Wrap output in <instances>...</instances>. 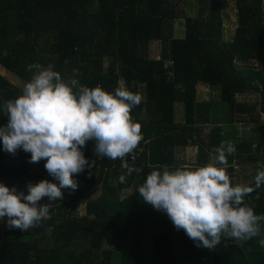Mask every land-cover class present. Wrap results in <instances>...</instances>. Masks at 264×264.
Instances as JSON below:
<instances>
[{
	"label": "trees",
	"instance_id": "16d2710c",
	"mask_svg": "<svg viewBox=\"0 0 264 264\" xmlns=\"http://www.w3.org/2000/svg\"><path fill=\"white\" fill-rule=\"evenodd\" d=\"M234 1L237 27L227 41L223 0H209L204 17H186V0H0V68L27 82L49 66L65 82L77 70L80 85L112 94L123 81L125 89L142 97L131 119L141 126L137 147L144 148L138 171L128 173L120 168L121 158L96 156L95 141L86 142L82 151L92 167L73 174L77 189H62L63 200L38 202L50 204L49 218L24 231L9 228L6 217L0 220V264H264V248L258 244L264 239V220L260 234L242 246L222 237L210 250L197 247L138 192L153 170L213 164L214 149L222 143L236 147L225 169L232 186L240 185L236 167H264V125L259 124L264 115V0ZM176 21L184 29L182 37L175 35L160 58L149 57L150 44L167 42L168 27ZM30 64L41 69L28 70ZM198 83L218 93L228 116V124L215 126L207 138L198 125L208 123L214 102H197ZM22 90L0 75V105ZM177 104L182 105L181 123ZM7 122L0 112V127ZM237 124L254 131L240 137L231 131ZM187 147L196 148L190 166L177 158ZM30 155L22 149L5 152L0 140V183L25 195L29 183L47 179L58 184L42 171L46 161L29 163ZM246 186L254 191L244 203L264 215V184ZM83 199L81 214L77 206Z\"/></svg>",
	"mask_w": 264,
	"mask_h": 264
},
{
	"label": "clouds",
	"instance_id": "9594fccd",
	"mask_svg": "<svg viewBox=\"0 0 264 264\" xmlns=\"http://www.w3.org/2000/svg\"><path fill=\"white\" fill-rule=\"evenodd\" d=\"M33 68L41 66L28 65V70ZM77 75L73 70V78L65 82L49 66L33 75L22 95L0 105V112L8 117L7 124L0 127L3 150L15 154L22 149L31 154L29 163L46 161L48 174L59 182L29 183L27 195L0 183V220L6 217L9 228L24 231L39 227L50 217V204L38 202L44 197L63 200L62 189H77L73 174L92 167L82 151L86 142L95 141L96 156L115 160L131 153L142 139L141 126L131 119V109L142 100L139 94L120 87L114 94L99 86L88 88L79 84ZM252 148L254 151L256 145ZM214 151L213 164L174 171L164 166L162 171L148 174L138 188L145 204L166 213L174 227L183 229L197 247L210 250L222 237L242 246L260 234L259 221L264 220V215L254 214L244 203L254 188L232 186L225 171L227 155H235L236 147L222 143ZM124 180L121 176L120 181ZM262 184L264 170H258L255 186ZM258 244L264 248V239Z\"/></svg>",
	"mask_w": 264,
	"mask_h": 264
},
{
	"label": "rangeland",
	"instance_id": "374dc122",
	"mask_svg": "<svg viewBox=\"0 0 264 264\" xmlns=\"http://www.w3.org/2000/svg\"><path fill=\"white\" fill-rule=\"evenodd\" d=\"M208 6H209V0H186V4L183 6L185 10L186 17H204L208 13ZM223 12H224V38L227 41L232 40L233 33L237 27L236 23V2L234 0H223ZM263 8H264V2H263ZM171 27H168V34L166 35L167 42H153L150 44L148 56L153 58H160L163 52L166 51V48H169L170 41L174 38L176 35L177 37H182L183 33V27L181 22L176 21L174 22ZM264 56V53H263ZM252 63V62H250ZM42 70V69H41ZM0 75L4 76L9 82L13 83L14 85L23 88L24 85L27 83V81L19 80L14 75H12L10 72L5 71L3 68H0ZM119 86L123 89H125V85L123 81H120ZM213 91V90H212ZM210 90V93L198 92L197 94V102L206 103L208 101L214 102V106L210 108L209 113H207L209 117L208 123H199V127L202 131V137L207 138L208 134L211 132L212 128L218 125H222L223 127L225 124H228V116L226 114V111L223 109V105L220 103V98L218 96V93ZM144 97V96H143ZM245 98V99H244ZM241 100L249 99L250 97H244ZM253 98V97H251ZM254 99V98H253ZM252 99V100H253ZM251 100V99H250ZM247 101V100H246ZM181 115V110L177 109V116ZM178 119H181L180 117H177ZM211 120V121H210ZM260 125H264V115L261 116L259 120ZM252 126L245 125V124H237L234 126V128L231 129V131L238 136H247L249 134L253 133V128L250 129ZM229 131V130H227ZM225 131V133H227ZM249 132V134H248ZM191 149V148H190ZM190 149H183L179 153H177V158L179 160H182V162L186 163L189 159V156H194L196 154V148H193V150ZM215 159L213 158V162ZM192 164V161H188L187 165L190 166ZM237 170V179L238 183L240 185H248L255 183V176L257 174L258 170H264V167L261 165H248L244 166L242 168L236 167ZM43 172H47V170H42ZM48 173V172H47ZM127 191V193H129ZM85 199L81 200V202L78 203V210L79 212L84 213V206H85ZM106 245V243H104Z\"/></svg>",
	"mask_w": 264,
	"mask_h": 264
},
{
	"label": "built area",
	"instance_id": "2783aa9c",
	"mask_svg": "<svg viewBox=\"0 0 264 264\" xmlns=\"http://www.w3.org/2000/svg\"><path fill=\"white\" fill-rule=\"evenodd\" d=\"M143 151H144V148L141 146H138L131 153H129L128 156L121 158L120 168L125 170L128 173L138 171V168L136 167V162L138 160V157L141 155Z\"/></svg>",
	"mask_w": 264,
	"mask_h": 264
},
{
	"label": "crops",
	"instance_id": "0c3cea01",
	"mask_svg": "<svg viewBox=\"0 0 264 264\" xmlns=\"http://www.w3.org/2000/svg\"><path fill=\"white\" fill-rule=\"evenodd\" d=\"M233 35H234V33H233ZM233 37V36H232ZM210 90L212 91V87H210L209 85H207V84H203V83H198L197 85H196V98H197V94H198V92H203V93H206V95H207V93L209 92L210 93ZM214 91V90H213ZM212 91V92H213ZM214 93V92H213ZM208 102H211V101H208ZM180 109L181 110V119H178L177 117H180V116H177V109ZM176 120H177V122H179V123H181L182 121H183V115H182V105L181 104H177L176 105ZM191 148V149H190ZM193 148H195V147H187V148H185V149H190V150H193ZM181 150H183V149H181ZM181 150H179L177 153H179ZM194 160V156H192V155H190L189 156V159H188V161H193ZM181 162H182V160H180ZM188 161L185 163H183L182 162V164H185V165H187V163H188ZM188 166V165H187Z\"/></svg>",
	"mask_w": 264,
	"mask_h": 264
}]
</instances>
